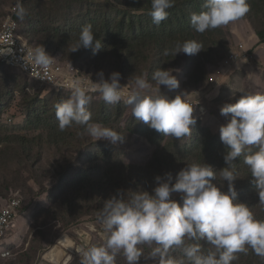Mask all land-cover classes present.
Here are the masks:
<instances>
[{
	"label": "trees",
	"instance_id": "trees-1",
	"mask_svg": "<svg viewBox=\"0 0 264 264\" xmlns=\"http://www.w3.org/2000/svg\"><path fill=\"white\" fill-rule=\"evenodd\" d=\"M204 3L205 0H176L175 6L168 10V18L157 26L150 15L151 0H40L25 8L26 16L23 20L18 18L17 31L28 45H43L52 55L62 49L71 50L82 27L91 24L96 39L101 41L103 47L95 55L91 48H81L74 53L94 64L95 67L89 71L93 77L101 70L105 79L112 72H119L120 83L127 81L131 89L135 76L147 73L149 82L153 84L151 77L159 66L166 70L177 64L180 89L167 93L174 97L181 89L194 87L193 84L201 83L199 88L205 89L208 86V67L215 68L228 49L224 26L202 34L191 27V15L205 11ZM249 3L250 11L234 21L235 24L230 25L231 22L226 25V29L231 30L233 26L251 18L264 25V0H249ZM251 27L259 42L264 43V31ZM238 32L252 37L247 29ZM187 40L202 42L204 50L195 55L163 54L166 48L171 49L175 43ZM111 65L113 71L107 72L105 69ZM252 66H256L257 72L263 75L259 72L255 57ZM7 69L0 63V74L11 78V85L7 86L0 76L4 85L0 90V197L3 194L7 199L13 195L21 197L23 207L16 208V211L20 214L21 222L27 220L35 232H32L27 248L23 249L15 248L10 241L11 234L18 237V231L11 233L12 228L9 229L0 243V264H36L41 251L52 246L53 240L76 225L81 217L89 216L88 211L93 206L94 214L91 217L97 220V213L104 201L116 194L118 189L129 190L130 193L143 188L151 192L156 186V176L171 173L175 179L187 164L205 163L212 166L217 171V180L213 182L224 183L218 171L227 166L224 161L227 147L221 142L219 131L213 128V117L207 111H193L196 123L191 126L192 134L181 140L156 132L143 121H136L131 111L127 112V131L125 128L121 133L118 125H111L110 121L120 120L123 115L121 107L126 108V105L108 104L98 92H89L92 99L87 107L92 122L101 123L125 136L124 142L116 145L105 140L103 147L96 151L94 142L100 143L103 139L95 141L83 133L81 126L73 125L64 131L59 130L56 105L69 98L72 91L51 90L45 96L41 95L40 90L26 93L18 86L20 77L27 81L26 77L12 71L7 73ZM236 69L233 68L225 84H222L220 97L214 101L215 107L234 103L241 90H247L244 86L237 91L229 88L245 74L244 67ZM223 88L231 94L225 99L221 98ZM51 94L55 96L52 103ZM11 102L15 105L18 103L20 107L15 110L17 117L7 122L3 118V110ZM211 108L213 110V104ZM211 120L212 127L206 124ZM149 146L151 148L140 164L122 159L128 149H147ZM257 150L256 146H251L252 152ZM108 156L112 158L108 159ZM243 159L241 156L234 161L238 177L234 185L238 200L247 204L257 219L264 220V205L259 203V190ZM5 173L6 190L3 189ZM43 179L55 181L54 190L53 187L45 190ZM34 186L38 190L33 189ZM105 186L109 191L97 195L95 190L101 192ZM223 191H227V182ZM172 198L180 201L179 194H173ZM199 243L205 250L209 247L205 241ZM142 248L147 256L151 248L148 245ZM4 250L10 253L14 250V260L2 258L1 252ZM76 255L68 264H80L83 253ZM174 255L180 256L181 250L176 249ZM237 255L238 259L232 264H264V258L257 256L250 248L246 254ZM147 261L156 264L155 261ZM147 261L142 257L140 264ZM116 264H126L125 258L118 255Z\"/></svg>",
	"mask_w": 264,
	"mask_h": 264
},
{
	"label": "clouds",
	"instance_id": "clouds-1",
	"mask_svg": "<svg viewBox=\"0 0 264 264\" xmlns=\"http://www.w3.org/2000/svg\"><path fill=\"white\" fill-rule=\"evenodd\" d=\"M25 1L13 0L7 16L0 23V32L4 24L12 23L15 35L28 45L17 31L18 18L23 20L26 16ZM175 3L176 0H151L153 23L158 26L165 21L168 10ZM203 7L205 11L191 15V27L202 34L224 26L228 41L226 55L215 68H211L205 89L199 88L201 83H197L191 89H181L174 97L169 96L168 92L180 89V82L174 74L179 72L177 64L166 70L159 66L151 77L155 85L149 82L147 73L135 76L131 89L128 84L120 83L119 72L114 71L105 79L101 70L93 77V73L81 66L88 59L80 58L77 53L72 54L81 48H91L95 55L103 47L101 41L96 39L91 24L82 27L71 50L62 49L51 55L43 45H29L33 49L26 53L28 60L42 69L46 70L51 65L58 67L63 82L75 77L72 88L65 85L59 88L44 86L28 73L1 59L0 63L26 77L33 85L26 92L40 90L41 95H45L51 90L72 91L69 98L56 105L60 131L77 125L95 141L103 139L113 145L124 142L125 136L101 123L92 122L87 107L92 98L88 93L98 92L108 104L126 105L127 112L131 111L136 121H143L156 132L181 140L192 134L191 126L196 123L193 111L204 110L205 102H211L212 94L225 84L233 68L237 67V62L250 61L252 65L254 57H257L256 52L260 47L264 50V43L259 42L255 34L252 36L255 39V53L243 41L235 39V36L244 39L246 35L238 31L234 32L233 37L227 34L226 25L250 11L249 0H205ZM202 50V42L187 40L175 43L171 49L166 48L163 54L195 55ZM12 54L13 50L0 49V56ZM23 66L28 68L24 62ZM220 114L227 120L219 127L220 140L227 147L224 155L227 166L218 171L224 183L213 182L217 180V171L212 166L191 163L182 168L175 179L171 173L156 176V186L151 192L143 188L130 193L129 190L118 189L116 194L104 201L97 213L104 242L84 250L80 264H116L118 255L125 258L126 264H140L142 257L156 264H232L238 259V253L246 254L249 248L264 258V220L257 219L247 204L239 202L234 185L238 179L234 161L243 156V163L250 169L259 190V203L264 205V92L241 90L234 103H225L220 108ZM10 119L8 117L7 122ZM251 146H256L258 150L252 152ZM225 182L227 191H223ZM173 194H179L180 201L173 199ZM18 198L21 199L19 207H23L22 198ZM9 199L10 196L0 204V208ZM19 216L16 211V219L11 224L17 222ZM11 224L5 233L14 227ZM200 241H205L209 247L205 250ZM143 245L151 248L147 256L144 255ZM176 249L181 250L178 257L174 255ZM4 252L9 253V250L1 252L2 258L10 256H3Z\"/></svg>",
	"mask_w": 264,
	"mask_h": 264
},
{
	"label": "rangeland",
	"instance_id": "rangeland-1",
	"mask_svg": "<svg viewBox=\"0 0 264 264\" xmlns=\"http://www.w3.org/2000/svg\"><path fill=\"white\" fill-rule=\"evenodd\" d=\"M39 1L40 0H26L25 1V8L27 9V8L35 5ZM41 1H44V0H41ZM12 3H13V0H0V23L7 16L9 9L12 6ZM233 24H235V22H232L230 25H233ZM251 26L256 27V28L264 31V25L260 24L258 20L251 18V19H248L246 22H243L241 24L233 26V28L231 30H227V34L230 37H233L235 31L247 29V30H249L250 35L253 36V34L255 32ZM251 28H252V30H250ZM249 37L250 36L248 35V36L244 37V39H240L237 36H235V39L243 41L245 43L246 47L250 48L251 52L255 53V50H256L255 39H254V37H251V38H249ZM72 54H74V52ZM256 54H257L256 64L259 68V72L263 75H260L257 72L256 66H252L250 61H248V62H245V61L237 62V68L240 69V68L244 67L245 74H244L243 78L240 79L236 85L231 84L229 87L230 89H234L235 91H237L239 87L244 86L247 90L254 91L255 93L261 92L264 89V50H263V48L260 47V49L256 52ZM232 63L233 62H231V65H232ZM81 66L83 69H86L87 71H91V69L93 67H95L94 64H92L90 62H82ZM107 68H109V67H107ZM238 69H236V70H238ZM105 70L107 72H112L113 71L112 65L110 66L109 69H105ZM9 71H12L13 73H17L15 70L7 69V73ZM210 71H211V68L208 67V74ZM174 74L177 77L179 75V72H176V73L174 72ZM0 76L2 79H4V85H7V86L11 85V78L9 76L4 77L2 74H0ZM121 82L128 84L127 81H125V80H122ZM153 84H155V83L153 82ZM4 85L0 81V90L3 89ZM18 86L20 88H22L24 90V92H26V90H31L33 85L29 81H25L22 79V77H20ZM220 89L221 88L216 90L210 98V100L213 104V107H214L213 110L211 108V105H212L211 103H207L204 107V112L207 111L208 114L211 117H213V123H214L213 128L218 130V131H219V127L227 122L226 118L220 114V107L217 108L214 106V101L220 97ZM230 95L231 94H229V92L226 90V88H223V90L221 92V98L225 99V98L229 97ZM50 98H51L50 103H52L55 99V96L53 94H51ZM19 107L20 106L18 105V103L16 105H15V103L13 104L12 102L9 105L6 104L5 108L3 110V113H4L3 118L4 119L6 118V120H7L8 117L11 119L14 117H17L15 114V110L18 109ZM121 109L123 112L122 118L120 120L112 119L110 122H111V125L117 124L119 127V131L122 133L125 128L127 131L129 123L127 121V110H126V108L121 107ZM206 124L210 125L211 127L213 126L212 120ZM104 142H105V140L101 141L100 143L94 142V145H93L94 150L99 151V149H101L103 147ZM88 143H89V141H88ZM150 148L151 147L149 146L147 149H128V150H126V154H125V156H123L122 159H124L128 162H131V163L140 164L146 158V155H147ZM107 158L110 159V158H112V156H108ZM6 184H7V175L5 173V175H4V187H3L4 190H6ZM43 184H44L45 190L46 189L49 190L52 187L54 190V188H55V181L48 182V181H45L43 179ZM34 188L36 190H38L37 186H34L33 189ZM13 191H15V190H13ZM95 191H96L97 195L100 196V195L106 194L109 191V189L107 186H105L104 189H101V192H99L97 190H95ZM4 196L5 195L3 194V197H0V204H3L6 201V198H4ZM97 200H98V198H96V201ZM26 202L28 204V201H26ZM55 209H51V210L55 211ZM88 212H89L88 213L89 216L81 217L78 220L76 225H74V226L70 227L69 229H67L66 231L60 233V235L57 236L53 240L52 246H50L48 248H44V250H42L41 253L39 254V260L36 264H51V263H48L46 261L47 255L50 252H52L53 249L58 251L57 248L55 247V245H57L59 248H61L63 250V254H64L63 257H65V256L69 257V259H70L68 261V263H69V262H71V260L73 258H75L77 256L76 254L83 253V251L86 250L91 244L103 243L105 237H104L102 226L98 223L97 220H94L91 217V215L94 214V206L91 207ZM89 217H91L93 220ZM11 225L14 226L12 228L11 233H15V231H18V237H15V240H16V242L14 243L15 248L16 247H20V248L22 247L23 249H26L28 246V242L31 239L32 232H35L34 228H31V226H29V223L27 222V220L21 222L20 217H19V220L17 222H15ZM12 236H13V234H12ZM63 240L69 241L70 246L66 247L62 243ZM80 250H82V251H80ZM13 251H11V253L9 252L10 256H7L5 258L6 259L12 258V260H14L16 255L15 254L13 255ZM68 263H66V264H68ZM15 264H19V263L15 262ZM56 264H58V263H56ZM143 264H150V262L147 261V262H144Z\"/></svg>",
	"mask_w": 264,
	"mask_h": 264
},
{
	"label": "built area",
	"instance_id": "built-area-1",
	"mask_svg": "<svg viewBox=\"0 0 264 264\" xmlns=\"http://www.w3.org/2000/svg\"><path fill=\"white\" fill-rule=\"evenodd\" d=\"M14 32L15 27L12 23H6L2 26L0 49L13 50L12 55L0 56L2 61L24 73H28L31 78L42 83L44 86L59 88L65 85L67 88H72L71 83L73 80H76L75 77L63 82L60 79V69L58 67L53 68V65H51L45 70L29 61L26 53L33 48L23 43ZM23 62L28 65L27 69L23 66ZM20 205L21 199L13 195L6 205L0 208V240L9 228V225L16 219V208ZM8 254V252H4L2 255L6 256Z\"/></svg>",
	"mask_w": 264,
	"mask_h": 264
},
{
	"label": "crops",
	"instance_id": "crops-1",
	"mask_svg": "<svg viewBox=\"0 0 264 264\" xmlns=\"http://www.w3.org/2000/svg\"><path fill=\"white\" fill-rule=\"evenodd\" d=\"M10 241L11 242H13V243H15L16 242V240H15V237L13 236V237H11L10 238ZM55 247L57 248V250H58V254H59V260H58V264H66V263H68V261L70 260L69 259V257L68 256H65V257H63L64 256V254H63V250L61 249V248H59L57 245H55ZM54 251V250H53ZM50 252V251H49ZM45 255V254H44ZM43 255V256H44ZM42 256V257H43ZM48 263H51V264H56V262L54 263L53 261H51L50 260V258H48L47 260H46Z\"/></svg>",
	"mask_w": 264,
	"mask_h": 264
},
{
	"label": "bare ground",
	"instance_id": "bare-ground-1",
	"mask_svg": "<svg viewBox=\"0 0 264 264\" xmlns=\"http://www.w3.org/2000/svg\"><path fill=\"white\" fill-rule=\"evenodd\" d=\"M62 243L66 246V247H69L70 246V243L69 241L67 240H63ZM54 250V249H53ZM50 258L51 261H53L54 263L58 262L59 260V254H58V251L54 250L52 252H50L48 255H47V259Z\"/></svg>",
	"mask_w": 264,
	"mask_h": 264
}]
</instances>
